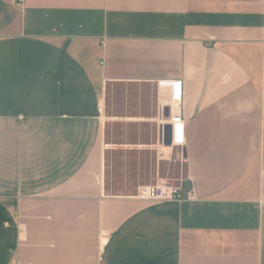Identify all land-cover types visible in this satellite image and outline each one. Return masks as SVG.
Listing matches in <instances>:
<instances>
[{"label": "crops", "instance_id": "obj_1", "mask_svg": "<svg viewBox=\"0 0 264 264\" xmlns=\"http://www.w3.org/2000/svg\"><path fill=\"white\" fill-rule=\"evenodd\" d=\"M119 83L176 122L183 199L108 188ZM0 264H264V0H0Z\"/></svg>", "mask_w": 264, "mask_h": 264}, {"label": "rangeland", "instance_id": "obj_2", "mask_svg": "<svg viewBox=\"0 0 264 264\" xmlns=\"http://www.w3.org/2000/svg\"><path fill=\"white\" fill-rule=\"evenodd\" d=\"M103 147L108 188L116 194H137L140 186L165 180L178 186L187 178L182 146L166 147L154 90L141 83H119L106 100ZM175 142V141H174Z\"/></svg>", "mask_w": 264, "mask_h": 264}, {"label": "built area", "instance_id": "obj_3", "mask_svg": "<svg viewBox=\"0 0 264 264\" xmlns=\"http://www.w3.org/2000/svg\"><path fill=\"white\" fill-rule=\"evenodd\" d=\"M15 1L19 4L23 2V0ZM136 197L144 201H174L183 199V193L181 187L168 181L160 180L156 184L140 186Z\"/></svg>", "mask_w": 264, "mask_h": 264}, {"label": "water", "instance_id": "obj_4", "mask_svg": "<svg viewBox=\"0 0 264 264\" xmlns=\"http://www.w3.org/2000/svg\"><path fill=\"white\" fill-rule=\"evenodd\" d=\"M164 118L166 120H169L170 119V114L169 113L166 114L164 112ZM176 125H177L176 126V129L178 131H180L181 130L180 125L179 124H176ZM163 142H164V145L166 147L173 146V144H174V126L173 125L168 124V125H166V126L163 127Z\"/></svg>", "mask_w": 264, "mask_h": 264}, {"label": "bare ground", "instance_id": "obj_5", "mask_svg": "<svg viewBox=\"0 0 264 264\" xmlns=\"http://www.w3.org/2000/svg\"><path fill=\"white\" fill-rule=\"evenodd\" d=\"M176 122H174V124H175ZM175 132L177 133V131L175 130ZM175 132H174V134H175ZM177 137V139L179 140L178 142H181V140H180V137H179V134H178V136H174V140H175V138ZM175 143V142H174Z\"/></svg>", "mask_w": 264, "mask_h": 264}]
</instances>
